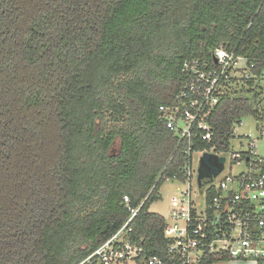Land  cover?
<instances>
[{"label":"trees","instance_id":"obj_1","mask_svg":"<svg viewBox=\"0 0 264 264\" xmlns=\"http://www.w3.org/2000/svg\"><path fill=\"white\" fill-rule=\"evenodd\" d=\"M217 46L259 74L264 0H0V264L78 263L127 219L124 195L142 203L132 235L171 263L149 206L190 144H209L180 140L159 106ZM258 84L214 107L217 150L258 114Z\"/></svg>","mask_w":264,"mask_h":264},{"label":"built area","instance_id":"obj_2","mask_svg":"<svg viewBox=\"0 0 264 264\" xmlns=\"http://www.w3.org/2000/svg\"><path fill=\"white\" fill-rule=\"evenodd\" d=\"M256 69L253 61L248 62L235 49L217 46L210 61L196 58L183 62L185 80L181 88L172 103L159 106L166 126L180 140L192 143L196 138L209 144L198 150L190 144L179 172L166 178L187 184L169 214L163 216L165 249L171 263L158 255L146 254L142 239L132 235V223L142 203L132 207L124 195L127 219L76 264H264V157L254 150L255 140H249L247 149L230 153L229 162L242 168L219 177L225 170L229 148L216 149L208 122L226 93L250 79L255 83L264 81V67L259 74ZM236 138L239 136L232 131L229 146ZM194 153L200 154L197 166ZM205 154L212 159L223 156L224 163L217 175L203 178L199 185V168Z\"/></svg>","mask_w":264,"mask_h":264},{"label":"rangeland","instance_id":"obj_3","mask_svg":"<svg viewBox=\"0 0 264 264\" xmlns=\"http://www.w3.org/2000/svg\"><path fill=\"white\" fill-rule=\"evenodd\" d=\"M257 91L260 92L259 103L257 105V115H247L242 118L239 123H235L232 131L239 136L231 141L229 151L226 153L225 170L219 174V177L227 173H237L242 167L235 163L229 162L230 153L247 149L249 147V140L254 141V150L262 157H264V81L260 82ZM241 86V85H240ZM238 85V87H240ZM200 154L194 153L193 162L197 166ZM187 188V184L179 179L170 178L164 180L158 189L159 199L152 202L149 210L167 216L171 207L176 202L179 193ZM193 188L195 183L193 182ZM224 264V263H217Z\"/></svg>","mask_w":264,"mask_h":264},{"label":"water","instance_id":"obj_4","mask_svg":"<svg viewBox=\"0 0 264 264\" xmlns=\"http://www.w3.org/2000/svg\"><path fill=\"white\" fill-rule=\"evenodd\" d=\"M224 157H216L212 159L209 154H205L201 158V165L198 174V183L202 184L201 180L205 177L217 175L223 168Z\"/></svg>","mask_w":264,"mask_h":264},{"label":"crops","instance_id":"obj_5","mask_svg":"<svg viewBox=\"0 0 264 264\" xmlns=\"http://www.w3.org/2000/svg\"><path fill=\"white\" fill-rule=\"evenodd\" d=\"M150 211V210H149Z\"/></svg>","mask_w":264,"mask_h":264}]
</instances>
